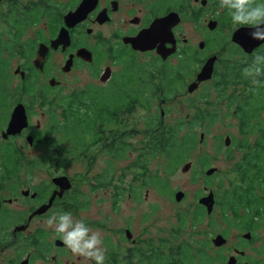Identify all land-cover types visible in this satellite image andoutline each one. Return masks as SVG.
Returning a JSON list of instances; mask_svg holds the SVG:
<instances>
[{"label":"flooded vegetation","instance_id":"flooded-vegetation-1","mask_svg":"<svg viewBox=\"0 0 264 264\" xmlns=\"http://www.w3.org/2000/svg\"><path fill=\"white\" fill-rule=\"evenodd\" d=\"M40 1L0 0V26L5 27L4 34L8 37L3 39L4 34H0V47L10 44L7 47L11 50L0 54L9 78L4 84L0 81V259L5 251L18 246L19 238L29 231L31 221L40 216V212L45 210L47 214L50 210H57L61 203H67L65 207L77 204L79 196L76 191L71 192L78 183L72 182L67 174H61V170L66 169L69 156H78V153L86 151V157L89 149L101 144L103 149L108 148L106 144L110 141L105 142L104 135L93 138L94 144L89 143L91 137L87 138L85 149L75 144L70 145L72 150L65 146L59 148L60 141L67 144V131L71 127L67 124L65 100L88 92L96 96L112 94L124 101L123 88L116 83L129 76L131 78L130 67L133 64L148 71L152 85L158 88V96L151 101V93L142 83L145 93L130 104L134 110L129 116L142 108L155 113L150 122H156L157 117L165 123V108L171 95L177 94L175 98L180 94L196 95L203 101L202 105L193 104L191 108L195 114L183 119L188 122L195 118L201 121V125L192 130L197 138L182 168L184 174H189L191 183H199L203 187L193 198L192 230L182 215H179L177 224L161 228L168 235H163L161 231L156 235L152 230L149 233H133L130 229H122L121 244L128 242L125 259L117 250L120 249L117 248L119 242L112 245L113 251L109 253L117 254L118 264H264V125L261 123L264 102L259 112L247 108L255 98L251 90L254 84H244L248 78L237 84L226 83L225 86L221 82L229 75L230 68L247 64L253 50H264V46L258 45L259 41L250 38L251 29L233 24L227 12L219 7V0H86L90 10L69 22L68 15L77 11L85 0H57L56 25L52 27L55 22L51 23L45 15H41V20L26 29L23 45L27 48L24 50L22 46L12 45L16 34L12 19L23 16L13 6L21 9ZM153 26L157 30L151 47H135L133 39L153 29ZM238 34L246 35L247 43L253 47L246 48L242 45L243 40H235ZM60 36L64 37V42L53 48L52 42ZM29 43L32 48H28ZM43 45L48 47V51L40 60L42 63L36 65L38 51ZM12 62L14 66L11 70ZM240 68L238 73L241 75ZM3 72L0 73V80L3 79ZM143 73L141 69L139 74ZM79 77H89L100 84L90 82L80 87L76 84L83 83L78 81ZM15 78L18 82L13 85ZM29 78L33 84H30ZM39 80L43 84L37 85ZM117 87L120 93H113L112 89ZM74 103L84 108V103ZM124 104L118 103L121 107ZM4 106L7 111L2 117ZM57 106L62 115H58ZM19 107L27 118V124L21 130L10 127L16 110L20 111ZM177 107L184 108L182 104ZM125 111L128 109L121 108L117 123L97 124L95 127L110 133L118 132L119 126L125 125L129 118L124 115ZM201 113L203 115L199 117ZM222 113L240 119V138L231 135L221 137L218 151L213 156L217 158L224 149L229 160L238 158L228 171L213 166L212 158L199 152L200 147L206 145L211 126L220 120ZM59 121L66 127L61 134H57V151L52 152L50 146L55 144L52 141ZM39 136L45 140L44 143L40 142ZM252 139L254 143L251 145ZM117 146V154L113 157L119 159L126 156V151L122 150L124 147ZM235 147L237 152L232 151ZM74 148L79 150L74 152ZM32 150L41 152L33 161L28 158ZM144 153L142 151L137 157L143 160L136 163L143 171L146 168L141 163L145 165L147 162ZM194 153L198 154L197 162L188 161ZM12 159L13 165H8V160ZM113 161L108 162L107 170ZM89 163L92 167L93 159ZM187 165L188 170L184 171ZM44 166H47L48 177L33 183L34 171ZM247 174L249 178L245 181ZM104 176L107 172L103 170L95 177L94 184L110 185ZM230 176L233 178L225 182ZM153 179L156 176H146L141 185H160ZM120 180L123 181L122 178ZM223 185H228V188ZM178 192L183 191H174V198ZM211 195L212 199L206 200ZM37 231L45 233L43 229H37L25 239L28 240ZM45 250H48L45 253L50 252L48 248ZM35 253L26 257L29 263L36 256H44L41 250H35ZM6 262L13 264V259L8 257Z\"/></svg>","mask_w":264,"mask_h":264},{"label":"rangeland","instance_id":"rangeland-1","mask_svg":"<svg viewBox=\"0 0 264 264\" xmlns=\"http://www.w3.org/2000/svg\"><path fill=\"white\" fill-rule=\"evenodd\" d=\"M48 2L50 5L52 2L55 3L53 6L57 9V0H52V2L49 0ZM0 28L4 29L2 32L0 31V34L3 35L5 27L0 26ZM5 38L8 37H5L4 34L3 39ZM14 51L17 50L14 49ZM13 66L14 62H12L10 67L11 70ZM11 70L10 73L13 74ZM138 77L139 74L132 75L133 79ZM81 80L83 81L82 84L76 83L80 87H84L90 82H94L97 85L100 84L97 81L91 80L89 77H79L78 81L81 82ZM17 82L15 78L13 85H16ZM40 84H43L42 80H39V83L37 82V85ZM112 90L113 93H120L118 87ZM176 95L177 94L170 96L171 100L165 108L166 116L164 122L168 126H173L176 122L186 119L189 115L193 116L195 110L192 109L191 106L195 103L197 105H202L203 103V101L197 99L196 95L180 94L178 98H175ZM131 96V94L126 93L123 99H129ZM117 97L118 96H116V98ZM190 99H192V102H189ZM180 104H182L184 108L177 107V105ZM212 110L217 111L215 109ZM6 111L7 108L4 106L1 111L2 117L5 116ZM223 111L225 112V110ZM57 112L58 115H62L59 106H57ZM153 116H156L155 113H149L145 109L138 108L133 115H130L129 118L126 119L125 125L119 126L120 130L116 133L90 128L92 125L86 124L87 120H78L74 124H72V122H67V124L71 126L68 128L67 134L73 138H81L82 136H86L87 138L91 137V142L89 143L94 144L92 143V139L96 138V134L104 135L106 137L105 142L120 143V145L124 147L122 150L126 151V156L116 159L110 155L107 149H103V145L101 144L96 148L89 149L90 152L87 153L88 155L86 157V151L83 154L78 153V156L70 155L66 161V169L64 168L61 170V174H67L73 180L72 182L78 183V185H74V190L71 193L76 191L79 197L75 206L69 204V206L65 207L64 205L67 203H61L57 207V210L63 209L72 212L74 219L84 220L94 231H99L101 233L106 248L105 264L108 263L109 251L113 249L112 245H116L117 242H119L117 248L120 249L117 250L120 252L121 258L125 259L127 255L125 250L128 242L121 244L122 233H120V230L122 229H130L133 233L136 231L137 233L140 231H147L149 233L151 232L150 230H152L153 234L156 235H159L161 231L163 235H168V232L162 231L161 228H169L170 224H177L179 215H182L186 220L188 228L191 230L193 229L191 221L193 216V198L203 185L191 183L189 181V174H184L182 172L183 164L180 165L173 174H170L168 165L171 162L168 158L160 154L156 155L148 162L145 171L137 167V157L142 153L144 143L148 142L149 134L147 130L149 127L157 126L149 121ZM219 118L220 120L211 126L210 132L206 137V145L200 147L199 152L205 153L211 157L213 166L221 168L222 171H228L238 158L229 160L226 157L224 149L220 151L217 158L214 159L213 156L218 151V141L221 137L231 135L233 138H240L238 133L240 119L230 115L227 116L225 113H222ZM261 123L264 125V111L261 114ZM65 127L66 125H64L62 121L56 124L55 129L57 133L55 132L52 141L55 144L50 146L52 152L57 151V134H61ZM111 128L112 127H109V129ZM199 133H201L200 130ZM182 134H184V132H182L181 135ZM253 143L254 139L250 141L251 145ZM70 145L73 144L69 141H67V144L62 141L58 143L60 149L65 146L72 150V146ZM127 146L128 149H126ZM78 150L79 149L74 148V152ZM232 151L237 152L238 149L235 147ZM40 154V151L32 150V152H29L28 158L33 161L35 156ZM90 159H93L92 167L89 163ZM111 159L114 160L108 170V179L111 184L103 186L95 185V177L103 170L107 171L108 162L111 161ZM197 160L198 154L194 153L188 161L197 162ZM45 167L47 166L36 168L32 176L33 183H39L40 180L48 177ZM144 174L146 175L144 176ZM157 175L168 180L172 194L161 192L157 187L141 185L146 176ZM121 178L123 181L120 180ZM232 178V176L226 178L225 182H229ZM227 186L228 185H225L224 188H228ZM176 190L185 192L186 197L182 202L176 201L173 197V193ZM44 211H42V213L40 212V216L31 221L29 231L19 238L18 246H13V249L4 252L0 259V264H6V259L8 257L13 259V264H20V261L24 262L28 255H36V249L26 245L25 236H28L31 232H35L37 229H43L45 231L46 247L50 252L44 253V256H36L30 263L28 262V264H86L83 258L74 256L65 246L64 248L55 246V241L60 239L54 232L53 227L47 224V217L56 210H50L47 214L44 213ZM183 237L185 238L186 236ZM124 240L126 241L125 238ZM108 243L112 244L109 246ZM155 264L161 263L156 262Z\"/></svg>","mask_w":264,"mask_h":264},{"label":"trees","instance_id":"trees-1","mask_svg":"<svg viewBox=\"0 0 264 264\" xmlns=\"http://www.w3.org/2000/svg\"><path fill=\"white\" fill-rule=\"evenodd\" d=\"M48 1L49 0H41L40 3H31L29 5H26L25 7L23 6L21 9H18L17 6H13L15 9H17L19 13L23 14V16L19 15L18 17H14L12 19V25L16 30L14 42L12 45L16 47L22 46V49L24 50L27 48L25 45H23V37L26 34V29L28 26L31 27L33 24L38 22L41 15H45L49 22H55V24H51L52 27L56 25L58 12L55 6H53L55 3L50 0L52 2V4L50 5ZM30 44L31 43L27 45L28 48H32ZM9 45L10 44L5 45V47H0V54H3L5 50H7L6 52L8 53L11 52V50L7 47ZM2 58L3 57L1 55L0 73L3 72L5 69V61H3ZM238 65V67H234L233 69L230 68L229 75L225 76L222 79L223 81L221 82L224 86L226 85V83L237 84L238 81H241L243 80V78H245L242 74L240 75L238 71H240V67L243 68L246 64ZM130 68L132 70V73L130 74L131 78L129 76L126 80L119 81L116 83L117 85L120 84L119 87L123 88V95H126V93L132 95V97H130L128 101L127 99H124V101H122V99H119L120 97L117 99L112 94H101V96H96L88 92L68 97L65 100L67 122H72V124H74L78 120H87L86 124L92 125L90 126V128L94 129H97L99 127H95L97 124H115V122L117 123L120 119L121 108L125 107V109H128V111H125L124 113L125 116H129V114L134 110V107H130V104H133V101L139 99L142 95H144V84L151 93L149 99L151 101L155 100L158 96V88L152 85L151 75L147 74L148 71L144 67L135 66L133 64ZM141 69L144 71L143 74H139ZM134 74H139V77L133 79L132 75ZM0 81L2 82V84H4L5 81H9V78L6 75L5 71L3 72V79H1ZM29 81L30 84H33L30 78ZM142 83L144 84L142 85ZM244 84L250 85V79H247ZM254 86H252L251 90L255 98L253 99L252 105L248 106L247 108L256 113V110L259 112V108L264 102V77H261L260 82L257 83L255 87ZM255 88L257 89V92L255 91ZM75 101H80L84 103V108L83 106L82 108H80L79 105H76L74 103ZM121 102L125 103L123 107H121L122 105H118V103ZM202 115L203 113H201L199 117H201ZM155 119H157L156 122L155 120H151V123L157 125L158 127H149L147 130V133L149 134L148 142L144 143L143 145V151L145 152L143 156L146 157V159L144 160H147V162L145 163V165L141 163V166L143 168H146L148 162L153 159L156 155L160 154L170 160L171 163L168 165L169 172L170 174H173L176 169L180 165H182L186 161V159H188L191 151L193 150V144L197 137H195L196 134H194L192 130L199 128L201 125V121H196L194 118L193 121L190 120L187 122L185 120H182L176 122L173 126H168L166 123H163L157 117ZM187 126L188 129L191 130H186ZM182 132H185L184 135H181ZM96 136L98 135L96 134ZM38 139L42 143L45 142V140H43L41 136H39ZM67 139L72 144L83 146L82 149H85L87 147L84 146V142L87 140L86 136H82L81 138H73L67 134ZM79 140H81V142ZM118 144L120 145V143ZM106 146H108L107 150L110 155L116 156V149L118 147L117 144L115 142H109L106 144ZM140 159L137 158V161H139ZM8 165H13V159L8 160ZM105 172H107V176L104 177L109 180L108 170ZM248 178L249 175L247 174L245 177V181H247ZM153 181L160 185H150V187H157L161 192H165L167 194L170 193V186L165 185L168 184V180L166 178H161L159 175H157L156 179H153ZM70 200L68 202H70ZM42 233L43 232L41 231H37L36 233L31 234L28 240H26L25 242L26 245H28L29 247H34L36 250H41L43 253H45L48 252V250H45L47 249V242L45 235ZM106 264H118L117 254L110 252L109 260Z\"/></svg>","mask_w":264,"mask_h":264},{"label":"clouds","instance_id":"clouds-1","mask_svg":"<svg viewBox=\"0 0 264 264\" xmlns=\"http://www.w3.org/2000/svg\"><path fill=\"white\" fill-rule=\"evenodd\" d=\"M219 7L227 12L233 24L250 28V38L264 46V0H219ZM241 72L252 84L259 83L264 77V50H253ZM47 224L74 256L83 258L86 264H105L104 239L84 220L74 219L72 212L58 209L47 217Z\"/></svg>","mask_w":264,"mask_h":264},{"label":"water","instance_id":"water-1","mask_svg":"<svg viewBox=\"0 0 264 264\" xmlns=\"http://www.w3.org/2000/svg\"><path fill=\"white\" fill-rule=\"evenodd\" d=\"M89 10L90 9H88V5H87V2L85 0L78 7L77 11H75L74 13L68 15L67 22H69L70 20L78 17L81 13H85L86 14V12H88ZM156 30H157V28L155 26H153V29L150 28V29L146 30L145 32L141 33L138 37L134 38L133 41H132V44L135 45V47L141 48V49L150 48L151 44H152V41H153L154 33H155ZM234 38H235V40H243L242 45L244 47H246V48H252L253 47L252 44L247 43V36L246 35L243 36L241 34H238ZM63 40H64V37L60 36L59 39H56L55 41L52 42V47L53 48H57L59 43L64 42ZM47 51H48V47L47 46L43 45V46L40 47V49L38 51L37 60H35V64L36 65H39V64L42 63L41 61L44 59ZM53 82L54 81H51V84H55ZM17 109H19L21 112L16 110L15 114L13 115V119H12V121L10 123V127H18L21 130L22 128H24L26 126V124H27L26 119L27 118H26V115H25L24 110L22 108L19 107ZM187 170H188V165L184 168V171H187ZM66 189H69V186H66ZM183 198H184V193L183 192H178V193L175 194V199L177 201H181ZM210 199H212V195L209 196L206 200H210ZM206 205H208V204H206ZM20 229H22V228H19V230ZM127 235H129L128 231H127ZM129 237H130V235H129ZM220 239L221 238H219L218 240H220ZM222 242H223V240H222ZM55 245L57 247H63L64 246V244H63V242L61 240H57L55 242ZM28 262H29V260H25L24 262H22V264H28Z\"/></svg>","mask_w":264,"mask_h":264},{"label":"bare ground","instance_id":"bare-ground-1","mask_svg":"<svg viewBox=\"0 0 264 264\" xmlns=\"http://www.w3.org/2000/svg\"><path fill=\"white\" fill-rule=\"evenodd\" d=\"M176 241V240H175Z\"/></svg>","mask_w":264,"mask_h":264}]
</instances>
